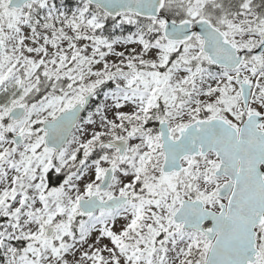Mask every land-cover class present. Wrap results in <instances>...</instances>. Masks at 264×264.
Instances as JSON below:
<instances>
[{"label":"snow or ice","instance_id":"6c2138e0","mask_svg":"<svg viewBox=\"0 0 264 264\" xmlns=\"http://www.w3.org/2000/svg\"><path fill=\"white\" fill-rule=\"evenodd\" d=\"M0 264H264V0H0Z\"/></svg>","mask_w":264,"mask_h":264}]
</instances>
